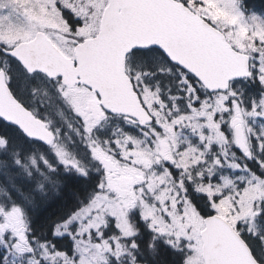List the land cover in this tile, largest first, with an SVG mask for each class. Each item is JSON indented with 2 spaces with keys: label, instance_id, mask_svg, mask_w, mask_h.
<instances>
[{
  "label": "snow or ice",
  "instance_id": "obj_1",
  "mask_svg": "<svg viewBox=\"0 0 264 264\" xmlns=\"http://www.w3.org/2000/svg\"><path fill=\"white\" fill-rule=\"evenodd\" d=\"M0 264H264V0H0Z\"/></svg>",
  "mask_w": 264,
  "mask_h": 264
},
{
  "label": "trees",
  "instance_id": "obj_2",
  "mask_svg": "<svg viewBox=\"0 0 264 264\" xmlns=\"http://www.w3.org/2000/svg\"><path fill=\"white\" fill-rule=\"evenodd\" d=\"M254 2H256L258 4L260 2V0H254Z\"/></svg>",
  "mask_w": 264,
  "mask_h": 264
}]
</instances>
